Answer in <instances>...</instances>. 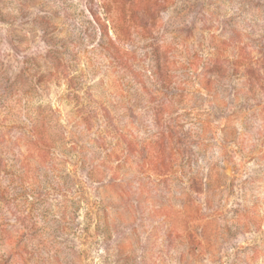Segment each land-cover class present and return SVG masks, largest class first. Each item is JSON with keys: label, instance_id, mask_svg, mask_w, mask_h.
<instances>
[{"label": "rangeland", "instance_id": "rangeland-1", "mask_svg": "<svg viewBox=\"0 0 264 264\" xmlns=\"http://www.w3.org/2000/svg\"><path fill=\"white\" fill-rule=\"evenodd\" d=\"M0 264H264V0H0Z\"/></svg>", "mask_w": 264, "mask_h": 264}]
</instances>
